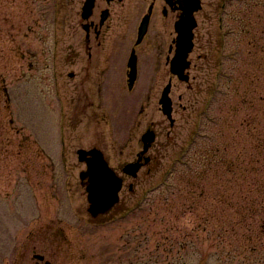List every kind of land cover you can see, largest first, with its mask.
<instances>
[{
	"label": "rangeland",
	"instance_id": "374dc122",
	"mask_svg": "<svg viewBox=\"0 0 264 264\" xmlns=\"http://www.w3.org/2000/svg\"><path fill=\"white\" fill-rule=\"evenodd\" d=\"M83 2L0 0V264H264V0H202L187 81L170 71L179 11L112 3L91 60ZM93 148L125 179L99 218L81 179Z\"/></svg>",
	"mask_w": 264,
	"mask_h": 264
},
{
	"label": "water",
	"instance_id": "95a60500",
	"mask_svg": "<svg viewBox=\"0 0 264 264\" xmlns=\"http://www.w3.org/2000/svg\"><path fill=\"white\" fill-rule=\"evenodd\" d=\"M183 10V15L180 21L176 24L178 32L176 56L172 61L171 70L180 79L186 80L185 70L189 67L188 55L193 49V29L197 26L194 13L200 10L201 0H178ZM94 5V0H87L84 7V17L90 15ZM149 17L144 20L140 28L139 41L143 38L147 31ZM129 67L131 72L129 74L131 83L134 82L137 76V58L133 52ZM171 90V83L164 89L160 103L164 113L171 119L172 116V100L169 97ZM150 140L154 136L150 132L145 135ZM147 148V146L145 147ZM80 159L87 161L88 171L82 174V178L89 177V185L87 190L89 192L88 198L91 203V212L96 215L100 211H107L119 201V191L122 188L123 180L117 177L116 173L110 168L104 156L99 150L85 151L81 150ZM140 168V164H130L125 168V171L136 175ZM41 260L43 256H39ZM49 264V263H47Z\"/></svg>",
	"mask_w": 264,
	"mask_h": 264
},
{
	"label": "flooded vegetation",
	"instance_id": "af4514ba",
	"mask_svg": "<svg viewBox=\"0 0 264 264\" xmlns=\"http://www.w3.org/2000/svg\"><path fill=\"white\" fill-rule=\"evenodd\" d=\"M121 1L123 0H95V7L93 9L91 17L83 24V28L86 33L85 42H86L87 56L89 59L91 60L93 59V50H92L93 42L96 41L97 45L100 46L102 45L103 40L105 39L103 35L105 33L107 21L111 16V11L109 8L110 5L114 2H121ZM164 2L166 3V6H164L162 10V14L164 16L168 15L169 9L171 11L176 10L181 12L176 0H164ZM101 3L105 4V7L99 9V5ZM151 6L154 12V4L152 3L150 7ZM103 17H105V19H103ZM78 55H79L78 53L75 54L74 56L75 59L73 61L78 60ZM73 61L72 63H74ZM142 157H143L142 160H145V157L144 156Z\"/></svg>",
	"mask_w": 264,
	"mask_h": 264
}]
</instances>
